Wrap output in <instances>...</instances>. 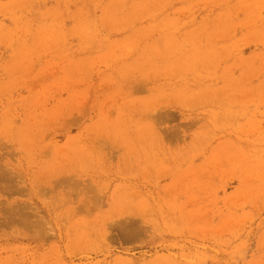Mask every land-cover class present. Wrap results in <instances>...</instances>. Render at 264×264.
Instances as JSON below:
<instances>
[{
  "label": "rangeland",
  "instance_id": "rangeland-1",
  "mask_svg": "<svg viewBox=\"0 0 264 264\" xmlns=\"http://www.w3.org/2000/svg\"><path fill=\"white\" fill-rule=\"evenodd\" d=\"M0 264H264V0H0Z\"/></svg>",
  "mask_w": 264,
  "mask_h": 264
},
{
  "label": "crops",
  "instance_id": "crops-1",
  "mask_svg": "<svg viewBox=\"0 0 264 264\" xmlns=\"http://www.w3.org/2000/svg\"><path fill=\"white\" fill-rule=\"evenodd\" d=\"M135 164H136V162L134 160H127L124 163L125 166L122 167V168H124L125 171L129 172V174H130V173H133L134 172V170H135Z\"/></svg>",
  "mask_w": 264,
  "mask_h": 264
}]
</instances>
